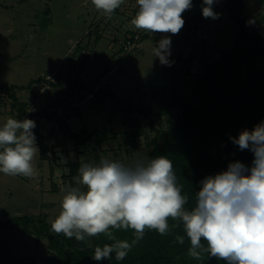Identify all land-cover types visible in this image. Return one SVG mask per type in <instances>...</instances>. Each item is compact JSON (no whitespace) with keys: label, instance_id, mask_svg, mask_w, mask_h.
I'll return each mask as SVG.
<instances>
[{"label":"rangeland","instance_id":"374dc122","mask_svg":"<svg viewBox=\"0 0 264 264\" xmlns=\"http://www.w3.org/2000/svg\"><path fill=\"white\" fill-rule=\"evenodd\" d=\"M224 4L225 0H218L214 5L219 19H205L202 0H193V7L183 13L184 27L178 35H171L136 29L131 24L139 9L136 0H124L110 18L97 10L91 0H0V112L6 108L12 118L22 120L18 117L21 106H14L18 104L14 101L16 97L19 104L25 105L24 118L34 117L31 118L36 124L34 134L40 128V134L46 136L50 145L47 160L41 159L40 151L33 160L38 176L13 177L0 173V221L46 214L52 222L71 186L68 177L73 163L98 164L107 158L131 164L137 157L149 159L151 142L154 139L162 142L175 134L177 126H182L177 120L182 115L183 104L199 110L204 91L209 88L229 93L250 88L263 67V59L244 43L248 56H241L242 62L230 64L222 59V51L234 53L239 28ZM252 4V9H245L243 15L247 19L246 29L256 37L254 45L264 47L263 0ZM163 35L171 36V67L162 65L153 54ZM87 87L95 91L112 90L123 107L130 104L144 109L146 116L143 112L133 115L139 118L143 131L138 149L125 145L121 135L131 129L132 116L125 117L122 111L113 109L109 98L96 99L86 91ZM23 89L32 93L27 100ZM178 97L180 101H176ZM161 102L175 104L169 110L171 115H158ZM240 108L251 111L255 125L261 122L256 115L261 114L259 101L251 110L245 103ZM233 113L234 119L242 118L241 110L235 108ZM54 116L59 120L65 118L69 130L81 133L84 141L88 140L89 132L92 138L88 147H79L80 141L64 134ZM208 117L197 111V127L202 129L196 130L210 135V126L217 120L209 122ZM223 122L222 118L220 123ZM84 127L86 133L82 131ZM250 127L249 130L254 128ZM217 132L221 146L224 125ZM211 146L214 162L221 166H218L221 171L226 170V163L233 161L232 157H223L215 143ZM78 150L85 153L79 154ZM243 156L241 162L250 165L253 155ZM55 189L58 191L54 192ZM112 231L116 239L130 243L134 239L133 229ZM154 234L159 233L146 229L126 258L134 262L147 250H154L160 241ZM85 241L101 246L113 243L103 234L87 237ZM46 243L43 241L38 246L28 233L0 228V264L22 261L54 264L48 261Z\"/></svg>","mask_w":264,"mask_h":264},{"label":"clouds","instance_id":"9594fccd","mask_svg":"<svg viewBox=\"0 0 264 264\" xmlns=\"http://www.w3.org/2000/svg\"><path fill=\"white\" fill-rule=\"evenodd\" d=\"M124 0H91L97 10L110 18ZM139 9L131 24L153 34L178 35L185 25L183 13L193 0H136ZM218 0H202L205 19H219L214 5ZM162 65L171 67V36L163 35L153 48ZM33 120L8 117L0 126V173L34 178L38 172L33 160L39 148ZM239 150L253 154L250 165L239 160L227 169L208 175L195 192L191 208L188 195L182 194L173 163L166 156L137 157L131 164L102 158L98 164L82 163L77 186H70L61 201V211L51 230L66 238L85 241L103 234L111 244L95 246V261H122L145 230L160 235L183 227L190 246L187 255L200 261L207 253L225 264H264V121L252 130L244 129L229 137ZM83 186V188L81 187ZM86 189V190H84ZM134 230V239H116L112 230ZM178 244L185 236L177 235ZM202 241L206 243H202Z\"/></svg>","mask_w":264,"mask_h":264},{"label":"trees","instance_id":"16d2710c","mask_svg":"<svg viewBox=\"0 0 264 264\" xmlns=\"http://www.w3.org/2000/svg\"><path fill=\"white\" fill-rule=\"evenodd\" d=\"M264 4V0H263ZM227 10L229 16L233 18L237 24L238 33L237 39L235 41L234 53L222 51L221 56L225 61L228 60L230 64L237 62H242L241 56H248V50L243 46L242 43L249 45L250 48L255 49L263 59V67L259 70L257 78L253 80L250 88L241 89L236 93H229L228 90H218L217 88H209L204 91L203 102L201 108L197 110L192 105L183 104L182 115L178 118L177 122L182 124V126H177L175 134H170L159 142L158 139H154L151 142L152 149L149 153V159L157 156H166L173 163V170L177 176V181L179 185H182V194L188 195L189 202L186 205L187 208H191L195 204V192L199 191L197 188L199 182L208 175H214L221 172L218 163L215 161V156L212 154L211 143H215L221 149L220 154L223 157L228 155L232 157L233 161H242L243 154L247 153L248 156L253 155L250 151L239 150L237 145H234L229 137H237L239 133L244 130H249L255 126L253 122L254 117L251 111H246L240 106L247 105L248 109L251 110L254 107V103L259 101L261 105V114L256 113L257 119L264 121V47L254 45L253 39L254 34L246 29L247 19L243 16L245 5L242 0H225L224 6ZM237 61V62H236ZM86 87V86H85ZM90 94L96 99L109 98L113 102V109L122 111L125 117L132 116L130 120V130L123 132L122 138L124 144L129 146L131 149H138L139 138L142 137L143 131L141 128V123L138 117H133L137 112H146L144 109L135 107L128 104L127 108L123 107L118 103V98L112 90L102 91L87 87L86 88ZM14 101L18 104H14L19 108L18 117L20 119L24 118L25 112L22 108L25 105L19 104L20 102L16 97ZM176 101H180L179 97ZM183 103V101H181ZM242 104V105H241ZM19 105V107H18ZM176 107L175 104L161 102L160 109L158 111L159 116L171 115L169 110ZM237 108L241 110L242 118L234 119L233 110ZM150 107L148 108V110ZM197 111H200L204 117H208L209 122L212 120L217 123L213 126L211 125V134H204L196 129L198 128ZM27 118V117H26ZM34 118L28 115V119ZM223 118V124L220 121ZM50 120L52 118H49ZM54 120L60 125V129L64 134H68L69 138L72 137L76 142L80 141L79 147L81 145L88 147V140H91V134L88 132L87 141L80 136L81 133H74L69 130L66 119H60L54 116ZM112 121V120H111ZM252 121L251 124H249ZM257 122L256 124H258ZM224 125V132L221 136V141L223 148L218 145V140L216 135L217 132ZM243 125V127H241ZM246 126V127H245ZM203 127V125H202ZM40 130V128H39ZM39 130H36L35 136L37 137V145L39 146L40 157L42 160H47V153L49 151V145L47 144L46 136L40 134ZM87 131L84 127L83 132ZM217 132V133H216ZM86 133V132H85ZM82 141H81V140ZM87 150V149H85ZM85 150H78L79 154L85 153ZM57 156L55 155V158ZM227 161L226 166L230 162ZM248 164L249 161H245ZM243 163V162H242ZM82 162L73 163L70 168V173L68 179L70 180L71 186H77L74 179L78 178V168ZM219 166V167H218ZM86 190V189H84ZM175 221L169 220V226L171 231L165 235L154 234L155 238L160 237V241L157 242L156 248L154 250H147L145 254L141 256L138 260L130 262L127 258L122 261H116L115 257L110 260L95 261L92 259L94 255L95 246H101L100 243L96 245H91L86 241L83 242L82 246H79L80 241H77L74 237L69 239L66 238L62 233L56 234L51 230V223L47 220L44 215L40 216H24L12 218L6 222L0 221L1 229H9L17 231L19 233L33 234L38 243L42 240L47 242L49 248L48 261L54 264H225V261H215L212 258L207 257V253L202 255L200 261L193 260L187 255V249L190 246V242L186 237V234L182 226L172 228ZM177 235L185 236L184 244H178L175 240ZM103 246V245H102ZM101 246V247H102ZM209 256V255H208Z\"/></svg>","mask_w":264,"mask_h":264},{"label":"crops","instance_id":"0c3cea01","mask_svg":"<svg viewBox=\"0 0 264 264\" xmlns=\"http://www.w3.org/2000/svg\"><path fill=\"white\" fill-rule=\"evenodd\" d=\"M243 1V3H244V5H245V9H246V11H247V8H250V9H252V6H253V4L252 3H254V2H256V0H242ZM244 12H245V10H244ZM243 15H244V13H243ZM18 90V89H17ZM22 92H24V99H28V96H29V94H32V93H27L26 92V89H23L22 90ZM22 95V94H21ZM23 99V100H24ZM40 99V98H39ZM39 99L37 100V101H39ZM0 107H2V106H0ZM7 110L8 109H6V108H2V110H1V112H0V126H2L5 122H6V119L8 118V117H12L11 116V114H9L8 112H7ZM49 145V144H48ZM50 146V145H49ZM65 147V146H64ZM56 191H58V189H55L54 190V192H56ZM40 216V215H39ZM44 216H46L47 217V220L50 222V223H52L50 220H49V218H48V215H44ZM19 233V232H18ZM29 235H31V236H33L34 238H35V240H36V245H38V246H40L41 245V243L43 242V241H45V240H42L40 243H38V241H37V239H36V237L33 235V234H29ZM21 236H24V237H26L27 236V234H22ZM21 236H20V239H21ZM19 237V236H18ZM23 238V237H22ZM31 243V242H30ZM44 244V243H43ZM47 244V243H46ZM25 245H26V243H25ZM24 249H26V248H24ZM30 249V248H29ZM33 260H34V258H33ZM18 264H24V262L22 261V262H18Z\"/></svg>","mask_w":264,"mask_h":264}]
</instances>
